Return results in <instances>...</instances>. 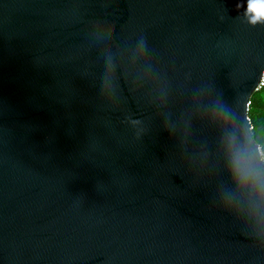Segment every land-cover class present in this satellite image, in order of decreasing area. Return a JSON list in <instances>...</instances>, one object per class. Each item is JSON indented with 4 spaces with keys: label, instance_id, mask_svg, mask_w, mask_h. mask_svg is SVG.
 <instances>
[{
    "label": "water",
    "instance_id": "water-1",
    "mask_svg": "<svg viewBox=\"0 0 264 264\" xmlns=\"http://www.w3.org/2000/svg\"><path fill=\"white\" fill-rule=\"evenodd\" d=\"M236 3L0 0V264H264L216 205V110L264 72Z\"/></svg>",
    "mask_w": 264,
    "mask_h": 264
},
{
    "label": "clouds",
    "instance_id": "clouds-1",
    "mask_svg": "<svg viewBox=\"0 0 264 264\" xmlns=\"http://www.w3.org/2000/svg\"><path fill=\"white\" fill-rule=\"evenodd\" d=\"M235 7L240 23L264 27V0H237ZM138 46L141 52L146 49L145 35H138ZM215 116L222 132L223 170L231 186L218 195L216 205L253 224L252 246L264 252V88L245 84L231 105L218 106Z\"/></svg>",
    "mask_w": 264,
    "mask_h": 264
},
{
    "label": "built area",
    "instance_id": "built-area-1",
    "mask_svg": "<svg viewBox=\"0 0 264 264\" xmlns=\"http://www.w3.org/2000/svg\"><path fill=\"white\" fill-rule=\"evenodd\" d=\"M262 78H264V72H263V74H262V77H261V79H260V82L258 83L257 88H261L262 86H264V79H262Z\"/></svg>",
    "mask_w": 264,
    "mask_h": 264
},
{
    "label": "trees",
    "instance_id": "trees-1",
    "mask_svg": "<svg viewBox=\"0 0 264 264\" xmlns=\"http://www.w3.org/2000/svg\"><path fill=\"white\" fill-rule=\"evenodd\" d=\"M261 88H264V86H262Z\"/></svg>",
    "mask_w": 264,
    "mask_h": 264
}]
</instances>
